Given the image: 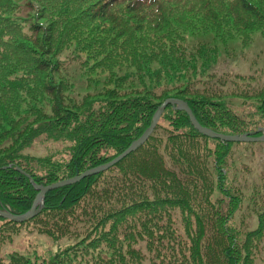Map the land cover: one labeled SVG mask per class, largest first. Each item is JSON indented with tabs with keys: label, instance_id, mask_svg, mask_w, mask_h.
<instances>
[{
	"label": "trees",
	"instance_id": "trees-1",
	"mask_svg": "<svg viewBox=\"0 0 264 264\" xmlns=\"http://www.w3.org/2000/svg\"><path fill=\"white\" fill-rule=\"evenodd\" d=\"M255 33L264 40V0H0V210L22 216L37 195L31 182L110 162L169 98L216 133L264 129V66L213 72L222 49ZM36 142L57 151L33 155ZM233 145L168 106L116 165L47 192L22 224L0 217V250L23 229L73 244L0 264H264V212L253 230L236 224Z\"/></svg>",
	"mask_w": 264,
	"mask_h": 264
},
{
	"label": "rangeland",
	"instance_id": "rangeland-1",
	"mask_svg": "<svg viewBox=\"0 0 264 264\" xmlns=\"http://www.w3.org/2000/svg\"><path fill=\"white\" fill-rule=\"evenodd\" d=\"M198 42H212V35H198L187 39L189 46ZM220 52L219 61L213 68L217 75H255L264 66V40L258 33L253 34L251 43L246 47H242L239 41L235 40ZM89 90L93 91L92 86ZM57 148L52 146L47 150L36 142L29 152L36 156L49 155L50 152L57 151ZM229 162L233 163L228 169L230 178L241 188L244 196L241 210L236 215V224L239 225V222L244 220V228L253 230L257 225V212H264V143H235L233 159H229ZM71 244L73 241L68 239L55 240L44 234L23 229L19 235L13 236L10 242L2 246L0 258L7 260L11 253H16L41 261ZM142 264L149 263L146 261Z\"/></svg>",
	"mask_w": 264,
	"mask_h": 264
},
{
	"label": "water",
	"instance_id": "water-1",
	"mask_svg": "<svg viewBox=\"0 0 264 264\" xmlns=\"http://www.w3.org/2000/svg\"><path fill=\"white\" fill-rule=\"evenodd\" d=\"M168 106H171L175 110H181L185 112L188 115L190 122L192 126L196 129V131L199 132L204 137H207L209 139H217L225 143H264V130L261 128L258 129L256 132L244 134L241 136L225 135L221 133H216L210 129L202 127L197 122L191 110L189 109L188 105L183 100L166 99L164 102H162L158 106L157 110L155 111L152 117V121L149 127L144 131V133L137 140L132 142L131 145L119 156H117L116 158H114L113 160H111L110 162L104 165L87 170L81 174H77L73 176L72 178L68 180L60 181L58 183H55L49 186H45V187L36 186L33 182H31L34 189L37 191V195L32 203L30 210L25 215H22V216H13L11 214L6 213L3 210H0V217L13 224H22L34 218L40 212L41 208L43 207L44 196L47 192H50L52 190H55V189H58L64 186L72 185L86 177L97 175L98 173L104 172L110 167L116 165L118 162H120L122 159L127 157L129 154L135 152L139 147H141L148 140L154 128L156 127L160 119V116L162 115V113ZM261 132L262 134L260 136H256V134H259Z\"/></svg>",
	"mask_w": 264,
	"mask_h": 264
},
{
	"label": "bare ground",
	"instance_id": "bare-ground-1",
	"mask_svg": "<svg viewBox=\"0 0 264 264\" xmlns=\"http://www.w3.org/2000/svg\"><path fill=\"white\" fill-rule=\"evenodd\" d=\"M72 178V177H71ZM68 179H70V178H68ZM68 179H65V180H68ZM64 181V180H63ZM58 183V182H57ZM25 215V214H24Z\"/></svg>",
	"mask_w": 264,
	"mask_h": 264
}]
</instances>
